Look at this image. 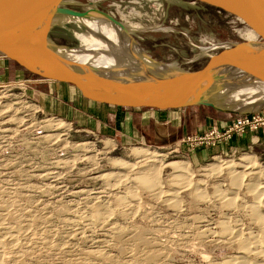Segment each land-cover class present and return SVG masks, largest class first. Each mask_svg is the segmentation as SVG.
Wrapping results in <instances>:
<instances>
[{"label":"rangeland","instance_id":"374dc122","mask_svg":"<svg viewBox=\"0 0 264 264\" xmlns=\"http://www.w3.org/2000/svg\"><path fill=\"white\" fill-rule=\"evenodd\" d=\"M178 1L181 3L68 0L64 7L80 15L56 19L48 41L57 47L78 49V34L85 26L74 19L87 20L81 15L83 11L96 8L126 25L138 46L152 59L196 69L207 57L223 54L233 33L217 13L195 7L187 0ZM242 31L248 44L258 43L253 32ZM201 49L206 55H201ZM51 97L46 85L0 55V264H228L236 257L244 259L239 244L209 233L218 232L219 226L226 223L229 229L241 232V238L256 235L258 229L247 212L253 202L247 190L251 178L247 176L239 190L233 191L226 174L210 173L211 165L219 161L238 164L241 157L250 156L264 168V125L257 130L262 132V141L243 151L217 153L192 165L189 158L197 161L198 156L193 155L197 148L191 149L181 143L182 139L210 130L212 127H204L209 119L228 120L230 124L244 115L201 107L177 110L180 126L162 139L165 143L123 147L113 139L81 130L68 120L65 106ZM258 113L262 116L264 109ZM11 116L15 118L9 120ZM15 120L18 127L9 126ZM58 121L64 127L50 132L48 122ZM55 133L61 141L47 142L44 138ZM106 141L112 143V148L103 149ZM83 144L89 149L85 150ZM132 148L157 152L161 157L154 159L161 160L162 167L173 162L189 165V176L179 178L183 188L177 187L182 190L178 191L175 209L164 202L174 198L162 195L154 199L144 186L131 181L135 176L121 178L129 173L115 162L133 165ZM89 156L94 157L83 159ZM107 174H120V178L105 181L103 175ZM171 177L172 169L162 168L159 183L155 184L169 192L174 188L169 184ZM197 181L204 184L198 189L204 188L205 199L191 195ZM214 190L236 199L221 204L223 200L211 196ZM126 192L134 196L133 202L125 199ZM205 228L211 232H204ZM245 257L246 262L264 264L260 257Z\"/></svg>","mask_w":264,"mask_h":264},{"label":"water","instance_id":"95a60500","mask_svg":"<svg viewBox=\"0 0 264 264\" xmlns=\"http://www.w3.org/2000/svg\"><path fill=\"white\" fill-rule=\"evenodd\" d=\"M187 1L217 13L234 37L223 54L207 57L196 69L165 64L146 54L148 61L124 62L93 86L69 88L66 84L79 82V71L49 61L35 49L43 45L37 40L39 34L46 32L48 39L56 19L80 15L64 7L67 0H0V55L46 85L56 99L76 108L168 111L203 107L234 115L264 109V0ZM243 28L256 35L254 47L244 39Z\"/></svg>","mask_w":264,"mask_h":264},{"label":"bare ground","instance_id":"6f19581e","mask_svg":"<svg viewBox=\"0 0 264 264\" xmlns=\"http://www.w3.org/2000/svg\"><path fill=\"white\" fill-rule=\"evenodd\" d=\"M174 1L178 4L181 3L178 0H174ZM83 12L84 13H82L81 15H86L87 20L79 19L80 20L79 21L76 18L74 19L75 21H78L80 22V24L85 26V29H83L84 32L78 34L81 42L80 47L78 49L57 47L53 45L48 41L46 32L39 34V36L37 37V40L42 42L43 45H38L35 48L36 51L41 56L45 57L47 60L57 61L63 64H67L69 68H71L72 70L79 71V74H77L79 82L76 85L70 84V86L75 88L78 87L86 88L89 86H93L94 84H97L102 80H104L105 78H107L111 74L113 69H115L118 65L124 62L132 63V62L148 61L147 58L145 57L146 56L145 52L138 46L136 41L133 39L131 30L126 25L116 20L115 18L114 19L120 25L113 23L112 21H110V19H108V17L110 18L112 17L111 15H102L101 14L102 12H99L96 8L87 9ZM70 19L71 17L68 18V20ZM112 19L113 17L111 18V20ZM255 44L258 43L251 42L249 46L254 47ZM205 53L206 51H204V53H202L201 55ZM242 105L246 107H251L253 104L245 103ZM13 112L15 111L13 110ZM7 116L8 115H6V117ZM14 118L15 117L11 116L9 120ZM16 121L17 120L9 124V126L15 128L16 126L18 127V124L15 123ZM50 122H52L51 119ZM50 122H48L49 124L48 127L50 132L53 133L60 131L61 128L64 127L65 125L61 121H58L57 123L54 124ZM7 130L10 129L7 128ZM4 132H10V131H4ZM60 137L61 136H59V134L55 133L53 135L45 136L44 138L47 140V142H52L54 140L61 141ZM111 144H112L111 142L106 141L104 143L103 149L108 150L107 148L111 147ZM83 146L85 147V150L89 149L88 145L83 144ZM131 154L133 156V159L136 160L135 162L132 159L133 165L128 164L127 162L124 164L118 161L115 162L117 164H122L120 166V169L121 170L127 169L126 171L127 173H129L127 176L121 175V178L123 177L125 179H130L131 176L133 177L135 176L136 178H133L131 181H135V183L137 182L138 185L144 186L147 193H149L151 197L154 199L162 198V195H165L166 198L167 197L168 198L170 197L172 199L174 198V200L166 199L164 200V202L168 203L170 207L175 209L178 205L177 203L179 202L176 200L177 195L180 194L178 191L182 190L177 187L183 188L179 183V178L182 177V175L189 176L190 174L188 167L189 165L187 163L185 164L181 162H173L163 165L162 167L160 162L161 160L158 161L154 159V158H160L161 155L157 154V152H153L152 150L150 151L144 148L141 149L132 148ZM93 157L94 156L92 157L89 156L87 158L82 157V158L85 161L86 160L89 161V159L91 160ZM155 164H158L159 167L155 166ZM162 168L172 169V177L169 180L170 182L169 184L171 189L172 186L174 188L173 190L169 191L170 193L163 192L162 189L155 184V181L157 182L159 181ZM204 171L206 170L204 169ZM210 173L226 174L229 180L228 184L230 185V187L232 188L231 190L233 191L239 190L240 186L243 183V180L247 178V176L251 178L250 183L247 184V190L248 193H250L251 197L253 198V202H252V206L247 208V212L249 213L250 217L253 218L254 224H256L258 232L254 237L246 238L247 236L246 234L245 238H241V232L233 231L232 229H229L228 227L225 226L226 223L225 224L220 223L221 225L219 226L218 232L217 231L211 232L209 228L208 229L205 228L204 232L210 231L211 233L209 234H213L212 236L216 235V233H218L220 236H226L229 238L231 242L239 244V249L244 251L243 253L245 254V256L260 257L264 262V168L261 167L256 162L255 158L250 156H243L239 159L238 164L228 161L227 162L219 161L216 163V165H211ZM209 176L210 175L208 174V177ZM117 177L120 178V174L103 175V178L106 179L105 181L115 180ZM148 178H153V180L149 179V181H147ZM186 186H190V183H187ZM202 186H204V184H200L199 181L193 184V187H191V195L194 198L205 199L207 197L205 196L206 194L203 191L204 188L202 190L198 189V187L201 188ZM128 195L129 194L127 193L125 195L126 198L125 197L124 198L125 199L128 198L130 201L133 202L134 196L132 195L128 196ZM211 196L218 197L217 199L223 200L224 202L221 204H229L230 202H233L236 199L233 197H227L226 194H222L221 191H216V190H214L213 195ZM245 256L244 259H242L241 257L233 258V260H231V262H229L228 264H254V263L246 262ZM255 264H263V263H255Z\"/></svg>","mask_w":264,"mask_h":264},{"label":"crops","instance_id":"0c3cea01","mask_svg":"<svg viewBox=\"0 0 264 264\" xmlns=\"http://www.w3.org/2000/svg\"><path fill=\"white\" fill-rule=\"evenodd\" d=\"M73 88L76 89L75 87ZM52 97H54L56 104L65 106L64 112L69 116L68 120L82 127L81 130L113 139L118 142V145L120 144L123 147L135 143L161 145L166 142L162 139H167L168 134L172 130H178L180 126L181 119L177 114V110H126L108 106L76 108L56 99L53 95ZM135 114H141V117L137 119ZM142 114H144L143 117ZM136 120H139L138 123L135 122ZM228 122L230 121L209 119L204 127H217L222 130L221 128L226 127ZM261 134V131L256 133L245 132L207 148L199 147L193 153L194 156H198L197 161L193 162L192 156L189 159L192 165H199L209 156L217 153L243 151L262 141L260 140Z\"/></svg>","mask_w":264,"mask_h":264},{"label":"built area","instance_id":"2783aa9c","mask_svg":"<svg viewBox=\"0 0 264 264\" xmlns=\"http://www.w3.org/2000/svg\"><path fill=\"white\" fill-rule=\"evenodd\" d=\"M262 125H264V114L262 116L259 115V113L251 116H239L228 124L225 127V130L220 131L217 127H212L210 130L205 131L202 135H193L182 139L181 143L189 146L191 149L208 147L220 141H225L235 134H243L245 131L255 132ZM216 157H220L222 159L221 156Z\"/></svg>","mask_w":264,"mask_h":264},{"label":"trees","instance_id":"16d2710c","mask_svg":"<svg viewBox=\"0 0 264 264\" xmlns=\"http://www.w3.org/2000/svg\"><path fill=\"white\" fill-rule=\"evenodd\" d=\"M201 108H203V107H201Z\"/></svg>","mask_w":264,"mask_h":264}]
</instances>
